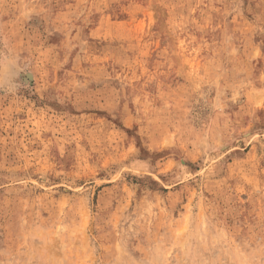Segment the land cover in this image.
Wrapping results in <instances>:
<instances>
[{
	"label": "rangeland",
	"instance_id": "rangeland-1",
	"mask_svg": "<svg viewBox=\"0 0 264 264\" xmlns=\"http://www.w3.org/2000/svg\"><path fill=\"white\" fill-rule=\"evenodd\" d=\"M0 264H264V0H0Z\"/></svg>",
	"mask_w": 264,
	"mask_h": 264
}]
</instances>
